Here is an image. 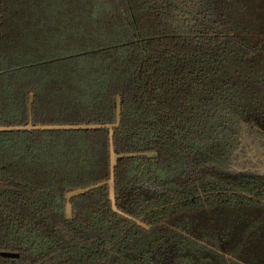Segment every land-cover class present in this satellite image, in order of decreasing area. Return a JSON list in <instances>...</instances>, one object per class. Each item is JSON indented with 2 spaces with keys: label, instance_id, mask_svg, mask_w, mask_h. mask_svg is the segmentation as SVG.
Segmentation results:
<instances>
[{
  "label": "trees",
  "instance_id": "obj_1",
  "mask_svg": "<svg viewBox=\"0 0 264 264\" xmlns=\"http://www.w3.org/2000/svg\"><path fill=\"white\" fill-rule=\"evenodd\" d=\"M30 93L34 124L115 123L121 95L116 152L158 157L118 160L131 217L103 185L69 220L109 130L0 131V264H264V0H2L0 125Z\"/></svg>",
  "mask_w": 264,
  "mask_h": 264
},
{
  "label": "water",
  "instance_id": "obj_2",
  "mask_svg": "<svg viewBox=\"0 0 264 264\" xmlns=\"http://www.w3.org/2000/svg\"><path fill=\"white\" fill-rule=\"evenodd\" d=\"M1 5L2 0H0V16H1ZM33 101H34V93H30L29 95V121L22 125H0V131H32V130H77V129H101L106 128L109 130L110 133V179L99 182L94 185H90L87 187H80L76 188L74 190H71L66 194V215L67 219L73 218V205L71 203V200L73 197H76L78 195L87 193L93 189H96L98 187H101L103 185L109 186V193H110V199L112 201L113 209L118 212L121 215L131 217L120 211L116 204V183H115V175H116V167L118 164V160L123 157H131V156H148L150 158L158 157L157 152H142V153H125V152H116L115 146H114V129L119 127L121 124L122 119V99L121 95H117L116 98V122L115 123H108V124H102V123H83V124H34L33 122V114H32V107H33ZM136 222L146 228L149 229V226L146 225L143 222H140L136 220ZM0 256L3 257H19L18 253L15 252H7V251H0Z\"/></svg>",
  "mask_w": 264,
  "mask_h": 264
},
{
  "label": "rangeland",
  "instance_id": "obj_3",
  "mask_svg": "<svg viewBox=\"0 0 264 264\" xmlns=\"http://www.w3.org/2000/svg\"><path fill=\"white\" fill-rule=\"evenodd\" d=\"M6 122L12 123L13 125H18V124L22 125V124H24V122L22 121L21 115L19 113L12 114L8 119H6ZM12 124H7V125H12ZM16 144H17V148H15V149H16L17 154H18L20 152V150L22 149L21 148L22 142L21 141L18 142V140H17ZM49 147H50V145H49ZM37 151H38L37 149H34L32 151L34 153L35 157L37 156ZM7 152H8V149H5L4 151H2L4 157H6ZM43 152H44V149H43Z\"/></svg>",
  "mask_w": 264,
  "mask_h": 264
}]
</instances>
